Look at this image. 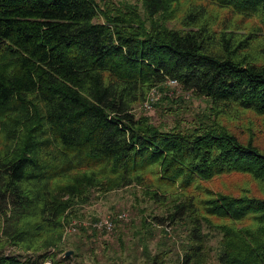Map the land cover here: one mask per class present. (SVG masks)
Returning a JSON list of instances; mask_svg holds the SVG:
<instances>
[{
	"label": "trees",
	"instance_id": "16d2710c",
	"mask_svg": "<svg viewBox=\"0 0 264 264\" xmlns=\"http://www.w3.org/2000/svg\"><path fill=\"white\" fill-rule=\"evenodd\" d=\"M139 1L141 13L110 0H0V264H68L56 256L72 206L130 185L164 209L141 218L144 264L175 250L169 239L170 249L148 252L151 227L163 224L185 232L178 264L204 263V230L220 234L217 264H264V196L204 186L238 173L264 193V150L216 122L162 131L132 112L174 80L218 109L264 119L254 44L264 40V0ZM217 12L249 24L216 27Z\"/></svg>",
	"mask_w": 264,
	"mask_h": 264
},
{
	"label": "rangeland",
	"instance_id": "374dc122",
	"mask_svg": "<svg viewBox=\"0 0 264 264\" xmlns=\"http://www.w3.org/2000/svg\"><path fill=\"white\" fill-rule=\"evenodd\" d=\"M96 1L102 4L107 0ZM110 1L118 4L136 5L138 11L142 12L139 0ZM182 4L184 5L185 2L182 1ZM222 13L217 12L215 20H213L216 27L227 29L226 27L233 26L247 27L249 24L248 20H243L235 25L236 17L222 15ZM176 18L175 16L174 19L167 22V26L177 27L178 20ZM260 42L255 41V51L264 60V49H260L264 40L260 39ZM132 112L135 116L146 118L153 127L162 131L169 129L188 131L202 127L206 123L216 122L222 124L240 140L246 141L249 138L259 149L264 150L263 118H257L250 112L237 108L218 109L207 99L183 91L176 83L170 81L160 87H151L144 100L132 105ZM204 186L213 192L232 196H264L263 186L246 174L230 173L207 182ZM140 193L139 187L134 185L105 193H98L97 190L89 191L86 194L85 202H78L72 206V213L63 225L62 239L57 248V251H61V253L57 254L56 259L64 257L62 253H69L68 264H144L140 254L142 248L138 242L139 235H137L141 232V218L149 221V216L161 215L164 209L162 206L148 202ZM111 220L118 221V226ZM212 222L213 225L223 224L215 219ZM241 225L243 224L237 227ZM81 229L89 238H78ZM90 230H94L95 234L93 235ZM204 231L207 232V252L202 264H217L215 254L218 250L220 234L215 230ZM150 235L152 238L147 242V249L152 255L157 250L158 242L162 246L161 250L170 249L169 239L175 241L174 249L177 250L178 245L184 242L185 232L183 228L172 229L167 224H163L162 226H152ZM162 235H166V237ZM119 242L123 244V249L119 247ZM2 243L3 239L0 241V244ZM175 250L171 251L165 264H178L176 262L178 253L176 255ZM2 251L5 254L19 253L16 249L6 246Z\"/></svg>",
	"mask_w": 264,
	"mask_h": 264
},
{
	"label": "built area",
	"instance_id": "2783aa9c",
	"mask_svg": "<svg viewBox=\"0 0 264 264\" xmlns=\"http://www.w3.org/2000/svg\"><path fill=\"white\" fill-rule=\"evenodd\" d=\"M171 83H176L174 80H169Z\"/></svg>",
	"mask_w": 264,
	"mask_h": 264
},
{
	"label": "water",
	"instance_id": "95a60500",
	"mask_svg": "<svg viewBox=\"0 0 264 264\" xmlns=\"http://www.w3.org/2000/svg\"><path fill=\"white\" fill-rule=\"evenodd\" d=\"M69 255V253H65V256Z\"/></svg>",
	"mask_w": 264,
	"mask_h": 264
}]
</instances>
